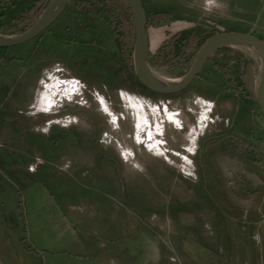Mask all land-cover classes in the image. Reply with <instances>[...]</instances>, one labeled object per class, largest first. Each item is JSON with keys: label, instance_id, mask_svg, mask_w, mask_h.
Here are the masks:
<instances>
[{"label": "rangeland", "instance_id": "374dc122", "mask_svg": "<svg viewBox=\"0 0 264 264\" xmlns=\"http://www.w3.org/2000/svg\"><path fill=\"white\" fill-rule=\"evenodd\" d=\"M34 1L3 18L0 34L18 35ZM77 1L39 37L3 52L0 264H264V116L232 88L249 62L256 93L259 56L224 47L186 90L154 94L114 36L130 20L126 4L88 14ZM182 4L147 7L156 17L149 68L174 82L189 70L162 52L171 35L241 30L234 11ZM221 93L226 108L243 109L240 120L211 106ZM237 135L256 152L234 146ZM74 239L90 254H74Z\"/></svg>", "mask_w": 264, "mask_h": 264}, {"label": "water", "instance_id": "95a60500", "mask_svg": "<svg viewBox=\"0 0 264 264\" xmlns=\"http://www.w3.org/2000/svg\"><path fill=\"white\" fill-rule=\"evenodd\" d=\"M134 22V70L138 82L146 90L158 95H175L186 90L201 74L205 65L222 48L240 45L257 52L261 70L256 86L255 99L264 116V42L255 35L246 32H220L212 35L197 54L190 70L178 82L168 79L158 80L149 68L150 39L147 29V14L142 0H126ZM69 0H52L38 21L26 31L16 36L0 34V48L8 49L23 45L44 33L64 13ZM1 92V77H0Z\"/></svg>", "mask_w": 264, "mask_h": 264}, {"label": "trees", "instance_id": "16d2710c", "mask_svg": "<svg viewBox=\"0 0 264 264\" xmlns=\"http://www.w3.org/2000/svg\"><path fill=\"white\" fill-rule=\"evenodd\" d=\"M51 1L52 0H35L34 1L32 7L28 10L29 24L20 33L29 29L31 26H33L38 21V19L44 13V11L49 6ZM110 1L112 0L78 1L76 3V7L79 9H83L88 14H94L96 9L99 7L103 11L107 12V8L110 5ZM122 1L129 8L127 1L126 0H122ZM24 2L25 0H0V22L3 18L7 17L12 11L19 10ZM146 14H147V29H148L152 20H155L156 17L150 18V15L147 11H146ZM160 14L161 15H159V19L166 18L165 14H162V13ZM114 23L115 21H112L111 25ZM120 28L123 30V33L121 34L118 33L119 32L118 30ZM127 30H129L130 32L128 36L125 33V31ZM214 34H217V32L208 35L205 32L201 34H197L195 32L186 31V32L171 35L170 38L164 41L162 52L163 50L167 51L168 53L167 57H169L171 61H175L178 64H182L185 66L187 70H190L200 49L203 47L206 41ZM114 36L119 44L122 54L126 55L127 57L126 59L129 64V68L131 69L132 72L135 73L133 56L131 53L127 51L129 48H133L134 39H135L134 22H133V17L131 15V11H130V20L122 21L121 23H119V28L114 29ZM4 51L5 49L0 48V63H2L3 60L5 59L3 55ZM242 69L244 72L243 73V85H240L238 87L234 86L232 88L233 90H235L236 93H239L244 99L247 100V99L253 98L254 100H256L255 94L252 91V88L254 85L253 65L249 62L245 63L244 65H242ZM198 77H200V75ZM232 140L234 141V143L236 144L239 150L246 149L248 151H253L254 153L256 152L253 149L251 144L245 141H242L240 139H237L235 137H233Z\"/></svg>", "mask_w": 264, "mask_h": 264}, {"label": "crops", "instance_id": "0c3cea01", "mask_svg": "<svg viewBox=\"0 0 264 264\" xmlns=\"http://www.w3.org/2000/svg\"><path fill=\"white\" fill-rule=\"evenodd\" d=\"M78 1H82V0H78ZM152 1L153 0H142L146 11L148 10L147 7H149L151 5ZM207 1L211 2V4L209 6H211L213 9H217V8L221 7L223 17H225V16L230 17L231 12L234 11L233 13H236L238 16L237 25L241 29L239 32L252 33L257 38H259L260 40H262L264 42V0H207ZM183 2H184V4H182L183 9L198 12L199 7H200L199 6L200 0H183ZM215 2H218V5ZM148 34H149V32H148ZM149 39H150V37H149ZM150 46H151V40H150ZM226 93L228 95H231L230 92H228L227 90H226ZM234 94H236V96L238 95V93H234ZM222 95H223V93L216 94L215 98L218 100L216 102L212 101L213 103H210L211 106L214 107V106H216L215 104L218 103L219 107H222V106L224 107L223 108L224 112L219 113V115H233L236 119L235 121L240 120L241 119L240 117L242 115H245V112H243V109H241V110L234 109V111H232L231 109L226 108V105L224 103L220 102V101H222ZM205 115H214V114L211 111H208L207 113H205ZM232 125H233V123H232ZM236 137H238L240 140L241 139L244 140L242 137H240L238 135ZM232 143L234 146H236V144L234 142H232ZM240 151H244V150H240ZM236 154H238V156L240 155L239 152H237ZM224 158L225 157L223 156V159ZM244 168L245 167L240 165L237 168V170H238L237 172L238 173H244L246 170ZM71 242L73 245L77 246V251L74 252V254H77L80 256H85V255L90 254V249L84 247V245L78 243L75 239L71 240Z\"/></svg>", "mask_w": 264, "mask_h": 264}, {"label": "bare ground", "instance_id": "6f19581e", "mask_svg": "<svg viewBox=\"0 0 264 264\" xmlns=\"http://www.w3.org/2000/svg\"><path fill=\"white\" fill-rule=\"evenodd\" d=\"M235 46H239V47H243V46H240V45H235ZM249 50H251V51H253V52H255L256 54H257V52L256 51H254L253 49H251V48H248ZM152 74L154 75V77L155 78H157L158 80H164V76L162 77V76H160V75H158V74H156V73H153L152 72Z\"/></svg>", "mask_w": 264, "mask_h": 264}]
</instances>
